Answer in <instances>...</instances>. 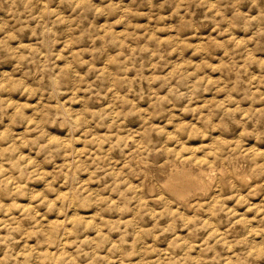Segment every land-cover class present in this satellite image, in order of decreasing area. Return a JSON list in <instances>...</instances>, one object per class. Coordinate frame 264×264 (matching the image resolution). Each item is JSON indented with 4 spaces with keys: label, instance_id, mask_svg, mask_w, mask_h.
<instances>
[{
    "label": "clouds",
    "instance_id": "obj_1",
    "mask_svg": "<svg viewBox=\"0 0 264 264\" xmlns=\"http://www.w3.org/2000/svg\"><path fill=\"white\" fill-rule=\"evenodd\" d=\"M0 129V264H264V0H0Z\"/></svg>",
    "mask_w": 264,
    "mask_h": 264
},
{
    "label": "rangeland",
    "instance_id": "obj_2",
    "mask_svg": "<svg viewBox=\"0 0 264 264\" xmlns=\"http://www.w3.org/2000/svg\"><path fill=\"white\" fill-rule=\"evenodd\" d=\"M107 22L108 21H104L103 23H107ZM137 22L138 23H142V24H147L148 23L147 21H137ZM151 27H156V25H151ZM159 27H164V25H160ZM116 31H124V29H116ZM170 35H175V33H168L167 35H160V39H167ZM224 39H227V37H220L219 34H217L215 32V29H212V30H210L208 32L202 33L200 40L194 41V40L188 39V43H192V44H195V43H207L208 41L214 40L217 44H220V43H223ZM221 56H222V53L217 55L213 60L209 61V63H211L213 65V67L217 66L221 62ZM184 62L199 63L200 60L199 59H194L192 55H188V56L185 57L184 61H180L181 64L184 63ZM98 67H103V65H98ZM4 71H8V69H4ZM205 75H208L210 80L211 79H220L221 78L219 73L213 74L210 71L206 72ZM16 78L18 79L19 77H16ZM208 99H221L222 100V99H224V97L223 96H221V97L210 96V97L206 98V100H208ZM17 102L19 103L21 101L18 100ZM29 115H31V113H29ZM185 122H188V121H185ZM0 130H2V129H0ZM26 130H27L26 128H24V129H14V131L17 132L18 137L22 136L23 132L26 131ZM137 130L138 129H136V128H130L129 129L130 132H134V131H137ZM105 134H106L105 132L99 133V135H105ZM79 147H82V145H80ZM193 147L198 149L201 146L200 145H193ZM24 155H29V153L27 151H25ZM209 155H210V153H206V154H204L202 156H198L197 157V162H200V161L208 162ZM33 158H35V157L33 156ZM44 171H51V169H44ZM84 179L86 180L87 177H85ZM32 189H33L34 192H40V191H43V186L42 185H32ZM93 190H96V189L94 188ZM242 195H243V193H242ZM18 203H21V204H24L25 206H28V205H30L31 202L30 201H26V200H20V201H18ZM253 203H264V200H262L261 202L260 201L259 202L253 201ZM229 207L231 208V207H233V205H229ZM38 211L41 213V216H42L43 220L48 225H55V224L58 223V220L55 217L43 216V210L42 209H39ZM157 211H159V209ZM245 211H246L245 209L237 208V212L239 213V215L241 217H243ZM81 215L95 216V215H97V213L96 212H92V213H71L69 215L68 219L70 221H74V220L79 219V217ZM102 219L106 220V221H111L114 218L105 216V217H102ZM115 219H118V217L115 218ZM189 219H191V216H189ZM62 221L63 220L61 218L60 222H62ZM87 223L89 225H91V224L94 223V221L89 219L87 221ZM220 231H225V229H220ZM104 234L107 235V232H105ZM178 234L179 235H184L185 233L181 232V233H178ZM92 235L94 236L96 234L92 233ZM116 239H117V237H113V241L114 242H115ZM30 243H34V241H32ZM133 264H139V262L138 261H134Z\"/></svg>",
    "mask_w": 264,
    "mask_h": 264
},
{
    "label": "bare ground",
    "instance_id": "obj_3",
    "mask_svg": "<svg viewBox=\"0 0 264 264\" xmlns=\"http://www.w3.org/2000/svg\"><path fill=\"white\" fill-rule=\"evenodd\" d=\"M261 202V201H260ZM58 222H60V221H58ZM63 222V221H62Z\"/></svg>",
    "mask_w": 264,
    "mask_h": 264
}]
</instances>
